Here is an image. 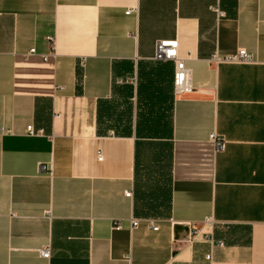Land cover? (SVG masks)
<instances>
[{"label":"crops","instance_id":"obj_1","mask_svg":"<svg viewBox=\"0 0 264 264\" xmlns=\"http://www.w3.org/2000/svg\"><path fill=\"white\" fill-rule=\"evenodd\" d=\"M0 264H264V0H0Z\"/></svg>","mask_w":264,"mask_h":264},{"label":"built area","instance_id":"obj_2","mask_svg":"<svg viewBox=\"0 0 264 264\" xmlns=\"http://www.w3.org/2000/svg\"><path fill=\"white\" fill-rule=\"evenodd\" d=\"M214 11L220 16H223L224 13L221 12L218 8H214ZM133 11L130 10L127 14H131ZM178 43L176 41L171 42H163L160 41L156 45V59L159 60H173L176 64V71L174 75V89L175 93L178 96L187 94L191 91V82H190V70L186 66L185 60L181 59L177 54ZM216 62H227L233 64H251L254 62L253 57L250 53H248L244 49H240L236 54L227 57L224 60H221L216 57ZM26 135L29 137H44L45 131L36 129L34 126H28L26 129ZM226 148V142L222 140H217L216 149L217 151H224ZM41 171H46L47 168L45 166L40 167ZM125 196L127 198H132L133 193L131 191L126 192ZM140 221L137 219L131 220V225L133 229H136L139 226ZM150 228L153 231H158L159 228L153 222L150 223ZM114 229L120 230L121 226L118 223L114 226ZM219 246H223L224 244L219 243ZM40 255L43 259H50V248L46 247L40 251ZM209 259L211 257H208Z\"/></svg>","mask_w":264,"mask_h":264}]
</instances>
